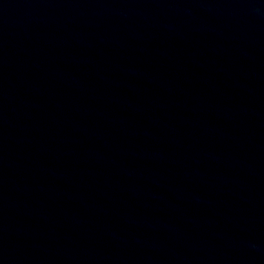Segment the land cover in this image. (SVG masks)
<instances>
[{"label": "water", "instance_id": "obj_1", "mask_svg": "<svg viewBox=\"0 0 264 264\" xmlns=\"http://www.w3.org/2000/svg\"><path fill=\"white\" fill-rule=\"evenodd\" d=\"M0 264H264V0H0Z\"/></svg>", "mask_w": 264, "mask_h": 264}]
</instances>
